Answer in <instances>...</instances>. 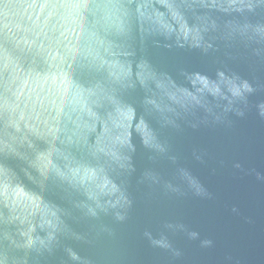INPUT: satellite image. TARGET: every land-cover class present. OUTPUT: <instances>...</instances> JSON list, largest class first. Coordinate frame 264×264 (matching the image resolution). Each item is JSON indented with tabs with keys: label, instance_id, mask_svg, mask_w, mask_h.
I'll return each mask as SVG.
<instances>
[{
	"label": "water",
	"instance_id": "obj_1",
	"mask_svg": "<svg viewBox=\"0 0 264 264\" xmlns=\"http://www.w3.org/2000/svg\"><path fill=\"white\" fill-rule=\"evenodd\" d=\"M0 264H264V0H0Z\"/></svg>",
	"mask_w": 264,
	"mask_h": 264
}]
</instances>
